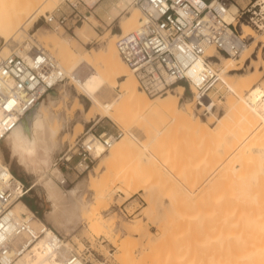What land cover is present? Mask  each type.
<instances>
[{
  "label": "rangeland",
  "instance_id": "374dc122",
  "mask_svg": "<svg viewBox=\"0 0 264 264\" xmlns=\"http://www.w3.org/2000/svg\"><path fill=\"white\" fill-rule=\"evenodd\" d=\"M108 1L110 2L108 5L110 10L109 14L104 17L106 23H101L96 20L94 16V23L92 21L89 22L94 31L88 35L86 41L78 42L76 49L79 52L86 49L105 48L106 42L110 39L111 34L120 32V28L118 27L119 21L124 16L128 15L135 7L134 5H127V9L121 11L130 0ZM237 1L245 3L247 0ZM50 4L51 3L47 1L43 14L47 15L48 12L58 14L61 11H68L63 0H59L58 3L52 7ZM115 12L118 13L113 16ZM139 16L140 12L138 18ZM137 21L139 20L137 19ZM86 22H88V20H85L82 24L78 22L75 24V27L78 25L76 28L72 27L69 30H64L61 27L59 29H53L51 25L45 21L44 15L38 13L33 22V27L28 30V36L23 35L20 37L19 47L22 48V45L27 42V39H32L37 45L31 44L33 46L31 49L37 47L43 49L59 61L56 50L52 48L50 44V38H53L55 35L58 39L61 38V40H64L68 37L75 36V30ZM137 26L138 22L135 29ZM247 32L250 33V35L251 33L257 35V41L253 51L248 54L249 57H244L241 61H237L240 57L239 54L234 56V66H236V69L225 72L224 76L228 82L236 85V89L230 90L216 76L215 79L218 80V82H216L215 87L209 92H207V90L203 92L200 91L198 94L199 100L194 98L192 103L191 109L193 114L205 121L207 126L212 127V129H209L212 132L209 130L208 132L206 129L203 130V127L199 128L198 125L193 126V124V132L186 127H169L165 128V134H162L164 138L163 136L161 137L163 141L160 140L161 142L158 144H144V135L142 133L139 134L140 132H136L143 141L142 143H137L133 151L137 156L143 153L147 154L150 161L157 162V165L158 163L160 165L159 171L161 175L158 181L157 179H155V182L153 179L149 180V182L153 181L158 186V190L154 191L156 193L150 192L151 194L148 195L147 193L149 192H146L147 190L145 191V189L140 188V179L137 176V179L131 177V172H135L137 164L138 170H140L142 168L139 167V164H144V161H140V163L137 161V164L135 161H129V164L132 162L131 165L128 164L130 168L133 163L134 165L136 164V167L133 166L131 172H129L130 169L126 171L129 168L128 166L126 169L122 167L127 165V159L126 162L122 160V164L124 162L125 165L116 161L117 163L115 164L118 168L115 165L111 168L112 166L110 165V168L108 167L109 169H107L105 165L99 164L100 159L97 157L93 163V167L81 173H77L73 169L52 165V167L56 166L61 170L67 181L64 186H60L61 189L57 194L60 205L64 209H67L68 214L72 216L75 214L73 200L75 199V194L78 193H72L74 189L82 190L85 200L84 206L77 209L76 216L72 220L63 223H53L47 216L48 211L51 209V203L47 199L45 189L40 183L42 177L36 176L35 173L24 167V164L11 152L8 141L3 138L0 142L1 160L10 167L15 176L20 178L25 185L29 186L27 194L22 199L28 208L26 209V213L28 214L30 212L29 209L33 211L35 216L39 217L42 222L64 237V241H67V248L77 250L83 254L89 264H176L177 259L175 261V256L179 254L176 257L178 260L182 259V252L185 254L182 260H185L184 262H186V264H216L218 261L219 264L226 263V254L224 253V218L227 206L223 205L224 193L226 191L230 193L233 189L237 194L240 192L239 195L235 194V196L238 197H235V199L229 203L228 210L233 209L232 207L235 206L236 211L239 209V211L243 210L244 212H258V214L261 213L260 216H264L262 215V213L264 214V149H262L260 145L256 147V144L264 139V133L261 132L259 126L258 128L260 130L257 129L256 126H253L257 129H255V131L252 125L246 122L243 116L239 114L240 112H238V110V113L236 112L237 114L234 113L235 111H228L227 114H224L227 109L228 99H238L237 95H239V93L245 95L248 92L245 90V87H243V84H245V86L249 85L251 89L254 83L261 82L262 85L264 84V63L262 62L264 59V45H262L261 41H258V38H262L264 34L250 28ZM45 36L47 37L46 40L49 41L47 45L42 40L45 39ZM251 39L252 37L248 35L247 45ZM2 43L3 39L1 38L0 46ZM212 60L218 63L221 61L216 58H212ZM86 67L87 66L83 64L79 65L75 69L74 74L82 78L89 71V68L87 69ZM242 75L247 76V81L244 80V82L240 83L241 80L239 78ZM180 83L184 86L183 94L180 96V102L192 100L191 97H194V93L191 92L190 87L185 83ZM225 87L228 90H226ZM235 91L237 92L235 93ZM80 92L79 89L71 84L68 78H63L52 90H50L51 95L56 101L53 105L54 110L59 113L60 119L63 122V128L57 136L59 146L53 153L52 160H55L64 152L69 154L72 149L71 146L79 139L80 136L78 135L81 133H76L77 135L74 134V136L69 134V132L76 130V127L73 125L75 121L82 122L83 131L84 129H89L91 132L105 131L107 134L115 133L118 134V136L120 135V131L112 122V118L110 116H100L98 114V109L92 106L90 101L84 95H81ZM117 93L118 86L101 90L98 96L101 101H107ZM44 97H46V94L43 95V98ZM202 102H205V107L202 106ZM221 115L223 119L221 120L222 122L218 119ZM218 120L221 122V125L218 123ZM193 123L195 124V121ZM135 126H139L138 120L132 124V128L137 129ZM198 129L200 135L197 133ZM201 129L203 131L202 133ZM253 131H255V133L258 132V135H254ZM64 132H67V134H65L64 140L61 141V136ZM244 133L246 137L247 134H249V136L247 138L244 135L242 136ZM250 134H252V138ZM255 136H258V138L255 139ZM246 139L248 140L246 141ZM242 140L245 142L242 143L246 145H242ZM252 140H255V144H253ZM243 146H248L254 151V154L250 153L248 156L245 155L247 156L243 157L245 159L237 157L235 161L227 158L228 155L226 156L225 150H228L227 153L230 154L232 151L233 153L235 152V154L236 152L239 154V150L241 151L246 148ZM241 147L243 148L241 149ZM237 148L240 149L238 150ZM106 151L107 150H105V152ZM145 166L147 167V165ZM120 167L124 169V175H122V177H129V182L126 185L120 180L119 172H123L119 170ZM116 169L119 171L117 174H115L117 171ZM125 172H128V176ZM140 172L137 171L135 173L141 175L143 174L142 172H144L145 176L149 174L148 170L144 171L142 169ZM88 173L94 174L95 177L91 184L86 183L85 185V177L87 178ZM135 173H133V175H135ZM149 176H147V178H149ZM142 183H144V181H142L141 184ZM257 185H259V187H257ZM227 187L230 189L232 188V190L226 189L224 192V189ZM256 195L260 198L256 197ZM150 196L151 199L146 200V198H150ZM211 196L212 199L214 198V203L217 201V205L220 204V207L215 205L217 211L214 210L212 213L211 211L215 207L212 202L210 203L208 201ZM254 199H258L259 205ZM232 202H235V204L232 205ZM209 203L212 206H210ZM221 204L223 205L222 207ZM256 208L257 210H255ZM93 209L100 212L104 217L103 221L105 220L107 223L110 222V224L107 226L106 222L105 225L103 224L104 222L102 224H92L93 222L87 221L89 211ZM14 210L18 213L20 211L18 208ZM214 212H217L218 216H216ZM215 216L218 218L217 220H215ZM32 224L36 225L37 222L33 221ZM200 225L203 228H200ZM216 226L220 233L219 235L217 234L220 236H217L218 238L215 237L214 234L218 231H215ZM196 227L202 231L196 230ZM105 229L108 231L106 232ZM211 229H213V231L210 233L209 230ZM147 230L153 234H158L165 230V232H169V236L172 235V243L168 240L157 246L158 248L155 247L157 251L165 250L164 252L167 251V253L169 252L168 254L176 253L174 256L172 255L173 258L169 255L172 259L165 256L166 259L164 260V257H162V259L159 258V256L156 257V255L154 256L156 258H153L152 255L156 251H154L153 254L152 252L150 253L149 246L148 244L146 245L145 242L146 239L148 241ZM213 238L218 241H215L216 244L207 241ZM215 239H213V241ZM118 245H120L121 248ZM170 247L173 248L174 252H172L173 250L170 251ZM178 248H181L180 250L183 249L181 253ZM125 250H127V252ZM145 251L149 252L151 256L148 255V257ZM125 252L126 257L123 255ZM155 254L158 255L157 252ZM205 258L207 260H205ZM184 262L181 261L182 264H184ZM260 262L264 264V261H259V264H261Z\"/></svg>",
  "mask_w": 264,
  "mask_h": 264
},
{
  "label": "bare ground",
  "instance_id": "6f19581e",
  "mask_svg": "<svg viewBox=\"0 0 264 264\" xmlns=\"http://www.w3.org/2000/svg\"><path fill=\"white\" fill-rule=\"evenodd\" d=\"M47 1L51 3L50 5L52 7V6H55L59 0H0V39L1 38L3 39V43L0 46V50L2 52L7 53L13 48L19 47L20 37L23 35L28 36L27 35L28 30L29 28L33 27V22L35 21V18L38 13L40 15L47 16L46 14H43V11L45 10V4L47 3ZM88 1L96 2V0H88ZM236 8H237V5L234 3L229 5V11L234 12L236 11ZM138 11H139V8L135 6L128 15L124 16L119 21L118 27L120 28V32L126 33L128 31L135 29L137 22L139 24V21H137V19L139 20L138 14L140 11L139 12ZM117 13L118 12H115L113 16L117 15ZM225 19L228 21L231 20L230 12H228L225 15ZM87 20L88 22H86L80 28L75 30V34H74L75 36H71V37H68L67 39L61 40V38L58 39V37H55V35L54 36L52 35L53 38H50V44L52 48L56 50L57 52L56 55L59 61H57L56 59L55 60L59 68L63 72V75H64L63 78H68L71 84L75 88L81 91L80 92L81 95H84L90 101L91 105L95 106L98 109L99 111L98 114L100 116H110L112 118V122L115 124V126L120 131V135L114 138L111 145L107 149H105L107 151L105 152L104 150L103 152L99 154V159H100L99 164L101 163L102 165H105L107 169H109L110 165L112 166L111 168H113L114 165L116 166L115 164L117 163L116 161H119L118 163L122 164V160L126 162V159H127V163H126L127 165L122 166L123 168L126 169V167L129 164V161H135L136 164H137V161L138 163H140V161L142 162L144 161V164L140 163L139 167L142 168L144 171L148 170V173L150 174V176L147 172H145L148 174L146 176L144 175V172H142L143 174L141 175L138 173H135L137 171L138 172L142 171V169L138 170V164H137V168L135 172H131L133 170L132 169L133 166L136 167V164L134 165V163L132 164L131 168L130 166H128L129 168L126 171L130 169L129 172L132 173L131 177L136 178L137 176L140 179V184H139L140 188L145 189V191L147 190L146 192H149L147 193L148 195H150L152 192L156 193L154 191L158 190V186L154 182H155V179H157L158 181V178L161 175L159 171L160 165L159 163L157 165V162L150 161L149 156L147 154L143 153L144 155L139 154L137 156V154L133 151L134 147L136 146L137 143H142L143 139H145L144 144L160 143L161 142L160 140L163 141L164 135L162 134H165V131H164L165 128H169V127H184V128L186 127L189 130H192V128L194 130V127H192V124H193V126L198 125L199 128L203 127L202 128L203 130L206 129L208 131L209 129H212V127H209L206 125L205 121L196 117V115L193 114L192 109H191L194 98L196 97L198 98V94L200 91L197 90L194 86H191L190 87L191 92L194 93V97L193 96L191 97L192 100L180 102V96L183 94L184 86L180 82H176L174 85H172L170 89L166 90L162 94H156L152 96L147 95L145 92L139 89L137 85V80L132 70L126 64V62L122 59V57L120 56L118 52V49L116 46V40L120 32L112 33L110 36V39H108V42H106L105 48L103 49L102 48H95V49H88V50L86 49L80 52L76 49L78 42L86 41L88 39V35L92 33V31H94L91 28V25L89 24L90 21L94 23L95 21L94 16L92 14L88 15ZM84 21L82 23H84ZM249 28L252 29L249 25H244L243 26L244 32L248 33L247 31ZM248 34H249V37L250 36L252 37V39L249 42V44L248 45L246 44L245 47L242 49V51L239 53L240 57L237 61H241L244 57H247V56L249 57L248 54L253 51L256 45L257 35H254L252 33L251 35L250 33ZM46 39L47 37L45 36V39H42V40L47 45L49 41ZM258 41H261L262 45H264V36L262 38H258ZM31 44L35 46L37 45L36 43L32 41V39H27V42L24 45H22L23 46L22 48L23 49L31 48L33 47ZM212 51L213 50H211L210 48L208 49L209 53H212ZM49 55L52 56L51 54ZM214 58H216L217 60H221L219 63L212 60L213 64L217 68L215 72L216 76L227 86V88H229L230 90H235L236 85L234 83L231 84L224 77L225 72L236 69V66H234L235 65L234 56L216 54ZM262 62L264 63V59L262 60ZM81 64H83L84 66H87L86 67L87 69L89 68V71L82 78L77 77L74 74L75 69ZM239 79L241 80L240 83H242L244 82V80L247 81V76L242 75L240 76ZM57 84L58 83H56L55 85ZM243 85L242 86L245 87V90H247L248 92L245 95H241L238 92L239 93V95H237L238 99H234V98L228 99L227 98L228 99V103L226 107L227 109L224 114H227L228 111H231V112L235 111L234 113H236L238 110V112H240L239 114L243 116L246 122L251 124L252 127L256 126L257 129H259L258 128L259 126L261 129V132L264 133V103L259 100V95L263 90L264 84L262 85L261 82L254 83L252 89L249 87V85L247 86H245V84ZM116 86H118V93L115 96H113L110 100L101 101L99 99L98 95H99V92H101V90H104L107 88L109 89L114 88ZM236 92L237 91H235V93ZM55 102L56 101L54 100L50 91H48L46 93V97L44 98L42 97L40 100H38V102H36L29 111H27L25 114H23L18 119L14 127L5 135L4 139L8 141L11 152L14 153L16 157L18 158V160L24 164V167L31 170L33 173H35L36 176L42 177V180L40 183L44 187L46 197L51 203V209L47 213L48 218L53 223L55 222L63 223L68 220H72L76 216L77 209L84 206L85 200H84V195L82 194V190L74 189V191H72V193H75V192L78 193V194H75V197H74L75 199L73 200V205L75 208L74 216L68 214L67 209H64L58 201L57 192L61 189L62 186H64L65 179H63L64 176L58 167L56 166L52 167L53 162H54V160H52L53 158L52 155L59 146V140L57 136H58V133L63 128V122L60 119L59 113L56 110H54V107H53ZM205 105H206L205 102H202V106L205 107ZM222 115L218 117L220 121L223 120ZM136 120L139 121V126H135L137 127V129H134L132 128V124ZM219 120H218V123H220L221 125L222 121L220 122ZM194 121H195V124L193 123ZM73 125L76 127V130L69 132L71 136H74V134L77 135L78 133H81L80 135H78L80 136L79 140L83 141L84 143H87L88 141H90V139H92L93 137L92 132L89 129H84V131L82 130L83 124L81 121H75ZM256 128H254V130ZM202 129H201V133L203 132ZM255 131H253V134L258 135V132L255 133ZM136 132L137 133L140 132L139 134L142 133L144 135V138L143 139L140 138V135H138ZM197 133L198 135H200L199 129L197 130ZM245 133L242 134V136L243 135L245 136ZM65 134H67V132H64L62 134L61 141L64 140ZM108 134H114V133H108ZM210 134H213V133H210ZM162 136L163 138H161ZM248 136L249 134H247V137ZM250 137L252 138V134H250ZM256 138H258V136L257 137L255 136V139ZM247 140L248 139H246V141ZM254 141H253V144H255ZM94 142L100 148H102L101 144L99 143V141H97V139H95ZM242 142L244 141L242 140L241 143ZM244 143H242V145ZM257 145L262 146L261 148L264 149V139H262V141H259V143L256 144V147ZM248 146L247 147L243 146L246 148L241 151L239 150L240 148L239 149L237 148L240 152L239 154H237V152L235 154V152L233 153V151L230 154V153H227L228 150H225L226 156L227 155L229 156V157L227 156V158L228 159L230 158L229 160L235 161L237 157L241 159L245 155L248 156V154L250 153L254 154L253 153L254 151L251 150ZM243 147H241V149ZM0 161H2L1 156H0ZM131 163L132 162H130L129 165H131ZM145 165H147L148 168ZM116 167L118 168V166ZM119 170H122L123 172L121 171L119 172L117 170L115 174L119 172L120 180L126 185L129 182V177L128 178L122 177V175H124V169H121L120 167ZM125 173H127L126 175L128 176V172H125ZM133 173H135V175H133ZM142 175H144L145 177ZM147 176H149L150 179L147 178ZM94 177H95L94 174L88 173L87 178L85 177L86 179V182L84 181L85 185L86 183L91 184L94 181ZM151 179H153L154 182L153 181L149 182V180ZM142 181H144V183L141 184ZM145 181L146 182L148 181V182L146 183ZM256 182H257V179H256ZM257 187H259V185H257ZM226 189L232 190V188L230 189L227 187L224 189V192ZM233 190L230 191V193L227 191L225 193L222 192L224 193V201H223L224 204L223 205L227 206L225 209V218H224L225 220V226H224L225 251L224 253L226 254L225 256L226 263L224 262V264H259V261H264V216H260L261 213L258 214V212H254V211H253L254 213L244 212L243 210L239 211V209H237L236 211L235 206L232 207L233 209L228 210L229 203L233 201L235 197L236 198L238 197V196H235L237 192H234ZM239 193L237 195H239ZM256 197H259V196L256 195ZM148 199H151V196L150 198H146V200ZM254 200L258 204V199L257 200L254 199ZM208 201L210 203L212 202L214 204V207L215 205H217V201H215L216 203H214V198L212 199V196ZM210 203L209 205L212 206ZM233 204H235V202L234 203L232 202V205ZM223 205L221 204V207ZM217 206L220 207V204ZM17 208L24 213H26V209H28L25 203L22 201V199H17L16 201H14L13 211H15L14 209H17ZM215 208L211 211V213L214 210L217 211V207ZM255 210H257V208ZM29 211L30 212L28 214L26 213V218L29 219L31 225L36 228L42 227V225L45 223L42 222L39 219V217L33 215L30 209ZM243 212H244V215H243ZM15 213L18 214L17 211H15ZM214 213L216 216H218L217 212H214ZM262 215L264 214L262 213ZM103 219H104L103 215L97 210L93 209L89 211L87 221L93 222L92 224L94 223L102 224L104 222L103 224L106 225L107 222L105 220L103 221ZM217 219L218 218L216 217L215 220ZM33 221L37 222V224L36 225L32 224ZM108 224H110V222L107 223V226ZM197 228L198 227H196L195 229L199 231L200 229L199 228L197 229ZM200 228H203V227L201 226ZM215 228H216L215 231H217L218 230L217 226ZM46 230L47 231L45 232V234H41L33 243L27 246L26 249L23 250V252L19 254L13 260L12 264H60L62 261V258L67 254L69 250V248H67V241H63L62 248L60 250L53 249L52 239H55L54 234L51 231H49L47 228ZM107 231L108 230H106V232ZM201 231L202 230H200V232ZM209 231L211 233L213 229ZM168 233L169 232H165V230H163L158 234L157 233L153 234L147 230L148 241L146 239L145 242H146V245L148 244L149 246L150 251L149 249L148 251L150 253L152 252V254L154 251L158 253L157 255L155 254L156 253L155 252L152 255L153 258H156L159 256V258L164 257V260H165L166 259L165 256H168V258H171V257L173 258V256L176 254V253L168 254L169 252L168 253L167 251L164 252L165 250L161 249L162 251L160 250L157 251V249H155V247L158 248L157 246L163 244L164 242L168 240H170V242L172 241L171 240L172 235L169 236L170 234ZM214 234H215V237H217L220 234L219 230L217 231V233L215 232ZM213 239L212 240L210 239L207 241L209 243H212V242L215 243L216 239L214 241ZM53 244L56 245L55 240L53 241ZM120 245L118 246L120 247ZM180 249H179V252L181 253L183 249L182 250ZM171 250H173L172 247H170V251ZM125 251L127 252V250ZM126 252L123 253L125 257H126ZM145 252L147 256L148 255L151 256L149 252L147 251ZM172 252H174V250ZM155 255L156 257H154ZM169 255L171 257H169ZM183 255L185 256V254H183L182 252V257H181L182 259H184ZM176 256H175V261L177 259V261L180 262L178 263L176 261V264L177 263L182 264L181 261L183 262L185 261L182 259L178 260ZM205 260L207 259L205 258ZM218 262L216 264H219ZM260 263L262 264L263 262H260ZM79 264H84V263L80 262ZM184 264H186V262H184Z\"/></svg>",
  "mask_w": 264,
  "mask_h": 264
},
{
  "label": "built area",
  "instance_id": "2783aa9c",
  "mask_svg": "<svg viewBox=\"0 0 264 264\" xmlns=\"http://www.w3.org/2000/svg\"><path fill=\"white\" fill-rule=\"evenodd\" d=\"M63 2L67 12L44 15L53 29L69 30L78 22L82 23L96 4L88 0ZM232 3L237 5L234 12L229 11ZM127 5L139 8V24L134 30L120 32L116 46L132 70L139 89L151 96L164 93L176 82L209 92L218 82L212 58L216 54L236 56L242 51L249 35L244 32V25L264 34V0L245 3L237 0H130L121 11L126 10ZM228 12L230 21L225 19ZM209 48L212 53L208 52ZM63 77L55 58L43 49L16 47L7 53L0 50V142L18 119ZM259 100L264 103V88ZM92 136L87 143L76 140L71 152L59 155L53 165L77 173L86 171L118 134L92 131ZM8 167L0 161V264H12L27 246L45 234L46 228L54 234L53 249L60 250L64 237L47 224L40 228L32 226L26 213L13 211L14 201L23 199L29 186ZM63 179L67 183L66 178ZM32 214L35 215L33 211ZM80 262L89 264L83 254L69 249L60 264Z\"/></svg>",
  "mask_w": 264,
  "mask_h": 264
},
{
  "label": "crops",
  "instance_id": "0c3cea01",
  "mask_svg": "<svg viewBox=\"0 0 264 264\" xmlns=\"http://www.w3.org/2000/svg\"><path fill=\"white\" fill-rule=\"evenodd\" d=\"M109 3L110 2L108 0H98L94 6L92 14L93 16H95L96 20L100 21L101 23L105 22L104 17H106V15L109 14V10H110L108 7ZM103 27H104V24H103ZM95 133H99V132L96 131Z\"/></svg>",
  "mask_w": 264,
  "mask_h": 264
}]
</instances>
